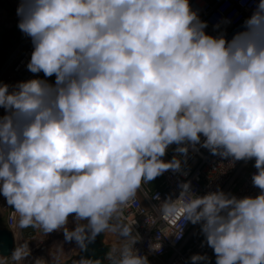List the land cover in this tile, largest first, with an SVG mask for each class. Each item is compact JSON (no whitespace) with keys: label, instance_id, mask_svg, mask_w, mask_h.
I'll return each instance as SVG.
<instances>
[{"label":"clouds","instance_id":"9594fccd","mask_svg":"<svg viewBox=\"0 0 264 264\" xmlns=\"http://www.w3.org/2000/svg\"><path fill=\"white\" fill-rule=\"evenodd\" d=\"M17 15L33 43L28 71L55 76L0 83V195L19 226L63 231L81 250L112 232L129 243L107 253L111 264H149L122 209L180 169L161 158L187 142L254 159L258 195L200 196L184 183L180 196L215 264H264V0L230 40L207 34L189 0H21Z\"/></svg>","mask_w":264,"mask_h":264},{"label":"built area","instance_id":"2783aa9c","mask_svg":"<svg viewBox=\"0 0 264 264\" xmlns=\"http://www.w3.org/2000/svg\"><path fill=\"white\" fill-rule=\"evenodd\" d=\"M258 2L259 0H189L192 11L196 12L201 21L207 23L205 32L213 36L223 34L229 40L243 30L244 21L253 14ZM10 25L6 24L5 28L11 27ZM32 51V40L24 35L1 66L0 83L9 85L10 91L17 83L33 78L55 82V76L44 77L42 72L33 74L28 71L27 65ZM4 114V109L0 108V115ZM203 139L201 137V142ZM183 146L188 147L187 154L177 151L178 147ZM173 157L180 160V169L175 171L169 169L155 180L142 183L135 199L122 209V221L129 225L134 224L133 234L139 235L134 248L140 255L147 257L149 264H192L191 257L197 254L208 257L207 261H201L200 264H215L214 251L207 245L206 238L201 232V225L186 221L187 217L184 214L186 201L180 196L181 185L189 183L190 190L200 196L210 191L221 190L238 198L254 197L260 193V189L252 183V176L257 171L254 167L255 161L222 158L200 145L193 147L187 142L182 145L175 143L169 145L161 159L168 162ZM169 198L176 208V214L173 216H166L162 212L165 200ZM2 204L7 213V229L12 232L14 238V254L19 252L22 256H30L32 252L30 249L24 251L25 246L36 245V248L32 249L35 251L39 249L41 243L49 241L50 236L42 234L37 227H33L29 234L31 237L24 236L22 227L19 226L18 214L7 205L5 198ZM81 222L87 223L86 220ZM105 241L104 244L110 248L111 253L113 248L119 249L125 243H129L120 240L121 246L113 247ZM157 244H160V248L154 249L152 246ZM67 247L71 248V243ZM75 248L80 249L79 246ZM71 252H65L64 258L58 257V253H47L45 264L66 262L76 256H72ZM33 255L29 259H34ZM74 264L79 263L76 261ZM102 264H111V261L106 259Z\"/></svg>","mask_w":264,"mask_h":264},{"label":"crops","instance_id":"0c3cea01","mask_svg":"<svg viewBox=\"0 0 264 264\" xmlns=\"http://www.w3.org/2000/svg\"><path fill=\"white\" fill-rule=\"evenodd\" d=\"M21 0H0V68L8 58L11 51L19 44L21 38L25 35L18 28L20 17L17 15V8ZM13 23V25H12ZM6 24H11L9 28H5ZM4 197L0 195V229H7V213L2 204ZM33 227L22 228L24 236H29ZM47 236H50L48 234ZM108 234L106 232V244L117 247L112 244L111 239L107 240ZM22 254V253H21ZM19 252L12 255L8 259H0V264H25L23 256ZM14 256L21 257L15 259Z\"/></svg>","mask_w":264,"mask_h":264},{"label":"water","instance_id":"95a60500","mask_svg":"<svg viewBox=\"0 0 264 264\" xmlns=\"http://www.w3.org/2000/svg\"><path fill=\"white\" fill-rule=\"evenodd\" d=\"M44 234L42 231H40ZM105 233L99 234L95 240L87 245V249L66 262L59 264H102L106 261L107 253L111 254L110 248L104 244ZM15 250V243L12 232L8 229H0V257L8 259L12 257Z\"/></svg>","mask_w":264,"mask_h":264},{"label":"rangeland","instance_id":"374dc122","mask_svg":"<svg viewBox=\"0 0 264 264\" xmlns=\"http://www.w3.org/2000/svg\"><path fill=\"white\" fill-rule=\"evenodd\" d=\"M82 223V222H81ZM75 227V221L72 218H69V224H68V228L72 229ZM108 234V242L109 239H111L112 244L114 245H120L119 243L120 240H123L122 238H120L117 234L112 233V232H107ZM31 237V236H29ZM72 242H66L64 239V235H63V231H56L50 234L49 237V241L47 242H43L41 243L40 247L38 250L32 251V249L36 248V245L33 246H25L24 247V251H30L32 253H30V256H23V260L25 264H45L47 261L46 259V255L47 253H58V257H63V255L65 256L66 253L65 252H71V248L67 247L69 244L68 243H73ZM80 252V249L78 250L77 248L73 249V253L71 252V255H77ZM34 254V255H33ZM33 255L34 259H29L31 256ZM32 257V258H33ZM64 258V257H63ZM49 261V260H48Z\"/></svg>","mask_w":264,"mask_h":264},{"label":"bare ground","instance_id":"6f19581e","mask_svg":"<svg viewBox=\"0 0 264 264\" xmlns=\"http://www.w3.org/2000/svg\"><path fill=\"white\" fill-rule=\"evenodd\" d=\"M69 245L68 246H70V243H68ZM78 245L76 244V242L74 241L72 244H71V249H73V248H75V247H77ZM68 252V251H67Z\"/></svg>","mask_w":264,"mask_h":264}]
</instances>
